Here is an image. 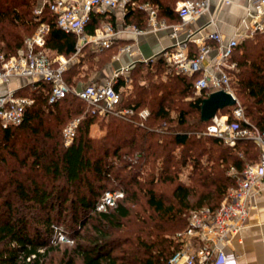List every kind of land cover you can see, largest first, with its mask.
I'll use <instances>...</instances> for the list:
<instances>
[{
  "label": "trees",
  "instance_id": "trees-1",
  "mask_svg": "<svg viewBox=\"0 0 264 264\" xmlns=\"http://www.w3.org/2000/svg\"><path fill=\"white\" fill-rule=\"evenodd\" d=\"M18 1L28 5L31 0H0L3 3L0 5V52L16 51L23 45L17 27L33 26L40 21L49 24L46 45L50 50L65 55L75 52L76 35L58 27L54 12L45 6L36 17L29 9H17ZM134 1L156 4L158 15L168 22L180 19L175 10L177 0ZM144 15L141 8L128 7L124 19L142 26ZM102 20L115 23V13L91 11L85 31L93 33ZM112 49L110 46L103 51ZM237 50L238 94L245 97L249 120L264 128V33L256 32L242 39L233 55ZM66 70L71 71L70 77L66 78ZM65 71L64 76L71 83L76 74L74 63ZM198 76L170 70L163 55L135 62L129 74H119L114 82L117 90L125 87L120 90L119 106L131 105L139 109L148 105L151 112L147 122L168 130L144 128L107 114L102 117L106 132L99 137L89 134V125L97 114L77 95L67 93L48 102V83L43 80L35 82V88L28 83L16 90L18 94L32 95L34 102L26 108L20 123L3 126L0 120V264H43L52 248V224L62 217L61 211L66 207L70 210L74 230L77 224L86 223L92 212L90 219L95 234H86L84 237L89 241L77 242L71 249H65L60 264H76V257L81 258L82 264H169V257L180 247L174 234L184 228L191 210L203 205L216 208L236 183V176L227 170L234 167L240 171L260 153L257 143L249 139L237 140L230 146L218 137L204 135L217 147L201 145L198 149L197 154L208 149L205 165L200 164L198 155L191 159L194 167L191 177L197 183L195 186L201 188L196 202L191 201V196L197 194L195 189L180 182L173 186L170 197L159 193L155 183L166 171V162L173 160L174 149L180 146L187 150L200 141L186 130L171 129L172 124L183 126L191 111L198 115L197 123L203 129L212 121V118L201 120L200 117V105L206 93H192L193 82ZM128 85L131 89L127 91ZM170 109L175 114L172 115ZM75 118L78 122L73 140L65 145L63 128ZM180 155L177 160L184 164L186 156ZM148 163L152 168L142 179ZM106 188L122 189L123 196L109 209L96 210L95 203ZM138 191L143 193L145 204L153 211L152 222L144 220L145 226L134 232L136 241L132 250L135 255L125 249L112 255L107 249L109 241L105 239L109 235L108 227L119 229L124 225L123 220L129 218L131 212L127 203L138 199ZM17 201L20 204L16 205ZM73 232L72 237L79 236L78 230Z\"/></svg>",
  "mask_w": 264,
  "mask_h": 264
},
{
  "label": "built area",
  "instance_id": "built-area-1",
  "mask_svg": "<svg viewBox=\"0 0 264 264\" xmlns=\"http://www.w3.org/2000/svg\"><path fill=\"white\" fill-rule=\"evenodd\" d=\"M210 0H179L175 10L180 20L169 23L165 17L159 18L158 9L145 3L138 5L147 13L148 24L145 28L129 27L117 30L116 21H107L96 27L93 33L85 31V24L91 11L104 13L114 12L124 16L128 7L135 8L134 0H38L36 16L48 7L56 15V24L66 32H72L77 37L76 49L72 55H50L51 50L46 45V35L49 24L40 21L32 36L25 38L23 45L15 53L2 62L0 82H8L12 77H24L27 83L45 81L48 83L47 99L54 102L67 93H73L91 106L93 113L103 117L113 114L139 125L149 116L147 108L137 109L131 105L119 106L121 92L114 87L119 74H126L136 61H148L163 55L169 69L187 75L199 74L193 82L196 94L203 91L206 96L213 90L224 89L235 98L232 90V70L236 62L230 61L234 48L244 39L256 32L264 33V0H247L242 24L245 32H238L223 40L217 30L204 32L215 16L210 17L206 25L197 28L187 27L189 21L209 11ZM229 3L230 0H222ZM160 29L170 30L175 41L162 48L151 57H138L132 62L117 67L113 73L102 82H88L77 87L70 84L64 71L74 55L81 52L86 44H91L100 50L110 47L114 37L121 33L139 36ZM185 36L179 38L181 31ZM190 43H197L198 50L189 55L187 49ZM132 45L127 43L121 51H131ZM215 51L210 56L211 51ZM208 61L204 63L205 59ZM34 102V97L28 94H18L14 89L0 92V120L3 126L18 124L23 120L26 108ZM78 118L69 121L63 128L65 145L72 142ZM149 128V127H148ZM150 129V128H149ZM199 134L218 137L226 144L233 145L238 139L248 138L257 143L260 149L259 157L247 162L240 171L230 167L228 173L236 174V183L222 197L219 205L212 208L208 205L191 210L184 228L176 231L174 237L180 241V247L169 257V264H232L236 255L226 250L228 242L241 230L251 207L255 206V197L264 188V128L250 121L243 112L242 106L233 104L230 113L215 114L212 121ZM123 196L119 188H107L95 203L96 210H106L115 205L117 199ZM59 225L53 224L54 233L51 242L71 240Z\"/></svg>",
  "mask_w": 264,
  "mask_h": 264
},
{
  "label": "rangeland",
  "instance_id": "rangeland-1",
  "mask_svg": "<svg viewBox=\"0 0 264 264\" xmlns=\"http://www.w3.org/2000/svg\"><path fill=\"white\" fill-rule=\"evenodd\" d=\"M19 2L20 1H18V3L16 4L17 9H20L21 11H23L25 9H29L31 11V14L36 16L35 8H36V4H37L38 0H31V1H29L30 3L28 5L21 4ZM12 3H13V1H12ZM12 3H10V4L12 5ZM145 3H148L152 6H154L156 9H158L157 5L152 3L151 1H136L137 5H135V8L136 7L139 8L138 5H142ZM0 5L3 6V3L0 2ZM144 12H145V15H144L145 23H144V25H142V26L138 25L134 21H132V22L125 21L124 16H122V19L117 20V21L115 20L117 22L116 23L117 24L116 25L117 30H121V29H125V28L128 29L129 27L131 28L133 26L139 27V28H145L148 24V21H147V13H146V11H144ZM161 17L162 16L159 15V18H161ZM115 18H116V16H115ZM107 21H110V20H102V22L98 25V27H101V25ZM178 21H174V22H178ZM174 22H169V23H174ZM37 25H38V23L36 25H33V26L32 25H29V26L22 25L20 27H17L18 31L22 35L23 42H24L26 37L32 36V34L36 31ZM252 36H254V35H252ZM252 36H250V37H252ZM91 49H94V50L91 51ZM191 49H192V47H191ZM5 51H6V49L3 50L2 52H0V69L2 68L3 60H5L11 54L16 52V51H7V53H6ZM114 53L117 54L116 49H112V51L111 50L103 51V49L100 50L98 48H95L93 45H91L89 43L84 45L81 49V52L78 53L77 55H74L69 60L70 64L74 63V70L76 69V74L72 78L73 81L71 83L70 82L69 83L73 84V85H76L78 82L84 83L94 73H96V74L97 73H102V74L106 73L108 68L112 65V62H113L112 58H113ZM49 54L53 55L52 53H49ZM238 56H239V51L237 50L236 54L235 55L232 54L231 59H230V61L236 62V66L232 70V73H231V75H232L231 76L232 77L231 85H232L233 93L235 94V96L237 98V104H240L242 106L244 115L246 116V108L244 105V103H245L244 98L245 97H243L241 94H238V89H237V85H236V81H237L236 76H237V72L239 70V65L237 64ZM145 71L146 70H143V72H145ZM65 72H66L65 73L66 78L70 77L69 73L71 71L66 70ZM126 73L129 74V70H127ZM153 77H154L153 79H155L156 76L153 75ZM130 89H131V86H130ZM192 93H193V95H198L194 91L193 86H192ZM70 96L71 95H69L68 97H70ZM182 99L184 100V98H182ZM74 103L76 104L75 100H74ZM87 107H89V109H92L88 103H87ZM232 107H233V105L226 106L223 109L218 110L216 112V114L220 115V114L229 113V112H231ZM142 108H147L149 111V116H150L151 108L148 107V105H146ZM171 113H172V115L175 114V112L172 110H171ZM115 116H117V115H115ZM149 116L147 117V120H148ZM118 117H120V116H118ZM120 118H123V117H120ZM197 118H198V115L194 111H191L187 114V122L183 126H178V125L176 126L174 123L172 124L173 126L171 129H174V130L178 129V130H182V131L186 130L188 133L195 135L196 138H200V141H199L200 144L198 142L197 145H194L193 147H190V149H187V150H184L183 147L181 148L180 146H178L176 148L174 147L175 148L174 149L175 150V156L173 157V160L166 162V164H165L166 168H167L166 171L163 172L161 177L158 178V180L155 183V188L159 191V193H163L166 197H170L172 188L176 183L180 182V183H184L186 185H189L190 187L193 188V190L195 189L194 190L195 192H197V194H194L191 196L192 203L196 202L197 196L201 192V188L198 189V186H195L197 183L191 177V173L194 171V167L192 166L191 159L193 156L198 155L199 159H200L199 160L200 164L205 165V163H208L207 162L208 161V156H207L208 155V149H206L207 151H204L202 154H197L198 149L202 146H206L207 148L213 146V149H216V147H217L215 144L212 145L211 142L207 140V137L204 136L205 134H199V132H201L205 128L203 129V126H201V124L197 123ZM247 118L251 119L250 117H247ZM123 119H125V118H123ZM147 120L144 123L146 126H142V127H144V128L149 127L150 129H155V130H161L162 128L164 130H168L166 127L165 128L160 127L157 124H152L150 122H147ZM93 123L94 124L89 127V133H92L91 136L99 137L98 136V133L100 130L99 127L105 129V131H106V122L102 117H100V116L96 117ZM243 139H248V138H243ZM238 140H240V139H238ZM249 140H251V139H249ZM230 146H232V145H230ZM258 148H259V146H258ZM258 150L260 151V149H258ZM233 151L235 153L238 152L237 150H233ZM180 153L181 154L183 153V157L186 156V162L184 164L182 162H180L179 160H177L181 156ZM215 154L216 153L214 152V155ZM213 158H214V156H213ZM158 163H160V162H158ZM209 163H212V162L209 161ZM220 167H222V166H220ZM151 168H152L151 164L148 163V167L145 168V172L142 173V175H141L142 179H143V177H146L147 171L151 170ZM228 170H227V172H228ZM231 175L235 176L236 174H231ZM137 196H138V199L136 201H130L127 203L131 212H130L129 218H125L123 220L124 225H122V227L119 229H115L113 227H108L109 235H107L105 237V239H108V241H109V243H108L109 246L107 247V249H109L111 251L112 255L120 253L123 249H125V251H127V253L130 252V254L132 256L135 255V253L132 250V245L136 241L134 238V232H137V230L139 228L145 226L146 223L144 222V220L145 221L148 220V222H152L150 217L152 216L153 211L145 204V197L143 196V193L138 191ZM15 204L16 205L20 204V201L15 202ZM112 206H114V205H112ZM112 206H109V207H112ZM109 207H107L106 209H109ZM52 213L54 214V212H52ZM61 214H62V217L57 218L56 222H54L53 224L59 225L58 227H61L63 232L66 235H68L69 237H72L71 236L72 230L74 232H76L78 230L79 236L73 235L74 237H72L71 240H61L57 243H53V242H51V237L54 233V227L52 224L53 230H52V235L50 237V242H51L50 245L52 246V248L46 254L43 264H60V261L63 257L65 249H67V250L71 249L77 242L89 241L87 236L84 237L86 234L87 235L95 234V230L91 226L92 221L90 219L91 216L93 215L92 212L88 218L89 220L86 223H84L82 225L77 224V226H75L76 231L73 229L74 227H72L73 222L70 218V210L66 207L64 210L61 211ZM39 225L43 228L42 223H39ZM169 233H171V232H169ZM143 234L145 235V231H143ZM147 238H150V237L147 236ZM130 241H132V242H130ZM75 263L76 264H82L81 258L76 257Z\"/></svg>",
  "mask_w": 264,
  "mask_h": 264
},
{
  "label": "crops",
  "instance_id": "crops-1",
  "mask_svg": "<svg viewBox=\"0 0 264 264\" xmlns=\"http://www.w3.org/2000/svg\"><path fill=\"white\" fill-rule=\"evenodd\" d=\"M246 4L247 0H230L229 3H225L222 0H210L209 11L198 16L196 19L189 21L187 27L194 29L206 25L210 17L215 16L214 23L207 25L204 32L217 30L221 33L223 40H227L230 36L235 35L238 32L246 31V27L241 22L245 15ZM115 16L116 21L122 19V15H120L119 12H117ZM184 36L185 31L182 30L179 38ZM174 41L175 37L170 34V30L168 29L147 32L137 37L125 32L117 34L111 44L112 48L116 49L117 54L114 53L112 58L113 62L111 61L112 65L108 68L107 72L103 74L94 73L86 82H78L76 86L80 87L88 82H102L109 77L117 67L126 65L138 57H151L157 54L162 48L173 44ZM127 43L132 45L131 51H121V47ZM190 46L187 49V52L189 55H192L197 52L199 45L197 43H190ZM214 52V50L211 51L210 56L213 55ZM51 53L64 56L73 54L65 55L56 53L52 50ZM207 61L208 58L207 60L205 59L204 63H207ZM139 62L144 61L139 60ZM68 65H70V61L68 62ZM174 72L181 73L177 70ZM124 75H127V73ZM26 84H28L26 78L12 77L8 82H0V92L6 91L7 89H14L16 91L24 87ZM130 86L128 85L126 90L130 89ZM123 88L125 87L121 86L119 90H122ZM93 124L94 123L92 122L89 127ZM99 129L98 136H102L106 131L100 127ZM89 134L91 135L92 133ZM254 200L255 206L251 207L245 225L226 246L228 252H232L236 255V260L232 264H264V188Z\"/></svg>",
  "mask_w": 264,
  "mask_h": 264
},
{
  "label": "water",
  "instance_id": "water-1",
  "mask_svg": "<svg viewBox=\"0 0 264 264\" xmlns=\"http://www.w3.org/2000/svg\"><path fill=\"white\" fill-rule=\"evenodd\" d=\"M236 98L224 89H216L211 91L207 96L202 99L200 105L201 120H209L214 117L216 112L228 105H233Z\"/></svg>",
  "mask_w": 264,
  "mask_h": 264
}]
</instances>
